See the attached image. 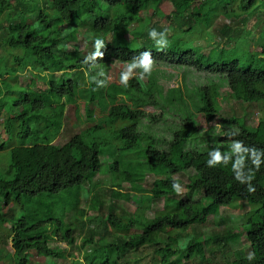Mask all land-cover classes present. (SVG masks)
Instances as JSON below:
<instances>
[{
	"label": "trees",
	"instance_id": "16d2710c",
	"mask_svg": "<svg viewBox=\"0 0 264 264\" xmlns=\"http://www.w3.org/2000/svg\"><path fill=\"white\" fill-rule=\"evenodd\" d=\"M37 1L0 0V86L17 92L9 100L14 103L11 111H18L16 118L9 117L4 124L8 140L14 141L10 150L14 179L0 176V228L10 224L6 238H11L14 251L7 257L13 264H27L31 253L48 259L59 257L48 247L51 234L46 224L55 221L26 209L20 204L21 197L80 190L100 172L101 158L106 153L113 158L110 168L116 188L111 189L112 196L131 199V192L120 191L128 182L132 191L143 192V203L137 213H113L110 208L98 218L101 226H93L87 239L88 243L103 245L93 253L98 255L97 264H138L144 258L138 252L141 246L153 251L158 258L156 264L203 259L204 236L187 240L191 233L198 235L190 232L195 222L240 202L259 204L264 210V119L254 128L247 127L241 118L220 117L218 104L222 85L228 86L237 101L264 104V47L261 52L245 51L241 56L236 49L218 48L214 58L215 51L204 55L178 44L152 51L154 43L140 45L136 36L133 40L125 37L126 28L149 4L155 10L172 2L178 18L193 17L198 23L203 18L189 13V9L200 2L201 12L208 10L211 22L218 7L211 9L212 4L201 0H46L40 7ZM222 1H238L239 12H226L238 18L260 0ZM36 11L37 19L29 23L28 18ZM85 26L89 28L85 39L93 44L95 53L91 58H82L80 49H63L64 42L77 40L79 28ZM153 28L141 27L138 36L147 37ZM54 51L63 56L56 58ZM146 57L150 62L147 65ZM121 63L134 64L136 74L123 78L120 84L109 83V67ZM175 70H183V74H175ZM162 71L173 74L171 78H183L181 87L165 90L163 81L169 82L170 76L160 75ZM26 72L29 75L22 84L18 75ZM57 72L62 76L57 77ZM192 72L204 75L196 79ZM194 83L199 90L191 89ZM77 97L94 106L90 114L105 112L104 117L58 146L54 141L64 131L65 112ZM146 107L158 112L148 113ZM197 111L212 112L210 123L218 117V124L204 131L198 129L193 120ZM6 145L0 143V153ZM221 159L225 167H221ZM191 170L194 174L187 185L189 197L179 201L177 211L169 212L168 199L183 183L176 175ZM147 173L156 177L149 193L142 185ZM163 197L165 209L153 219L146 218L144 212L150 207L147 203ZM80 201L74 206L85 212L80 209ZM81 224L86 227V220ZM240 229L249 242L250 254L232 264H264V215L256 221L249 217ZM108 238L117 244L105 246ZM131 251L136 252L134 256H130ZM177 255L179 259L174 262ZM87 259L86 264H90L91 258Z\"/></svg>",
	"mask_w": 264,
	"mask_h": 264
},
{
	"label": "rangeland",
	"instance_id": "374dc122",
	"mask_svg": "<svg viewBox=\"0 0 264 264\" xmlns=\"http://www.w3.org/2000/svg\"><path fill=\"white\" fill-rule=\"evenodd\" d=\"M46 0H38L37 4L40 7L42 2ZM203 3L212 4L213 8L205 6L206 9H215L212 20L208 18V10H202L200 2H195L189 9V13L194 12L196 16L202 17L198 23L191 17L190 19L178 18L175 13V6L172 2H166L163 5L158 6L154 10L153 4H149L146 8L142 9L138 15L132 20L131 24L125 30V37L128 40H133L136 36L138 44L143 45L152 42L154 46L152 51L162 48H157L168 44L169 47L174 45H180L186 50H191L196 53H202L208 55L209 53L215 54L214 58L218 56V52L215 49H236L235 53L238 56L244 54L245 51L250 53L261 52L264 47V0H260L254 5L248 12L241 13L240 17L234 15L229 17L226 12L235 9L239 12L238 1H232L231 4H226L222 0H201ZM226 4V5H225ZM225 5V6H224ZM38 12H34L30 16L29 23L37 19ZM210 25L207 27V23ZM148 26H154L150 30V34L147 37L138 36L140 28L148 29ZM88 26L79 28V36L77 40H67L64 42V48L66 52L80 49V56L82 58H91L94 56L93 44H88L85 39V33L88 32ZM170 39L171 37H173ZM138 38V39H137ZM147 40V41H145ZM109 41V40H108ZM217 47V48H215ZM134 49V46H130ZM56 58H61L63 53L53 52ZM217 60V59H212ZM159 69H166L168 72L174 70L170 67L158 66ZM183 74V70L178 72ZM125 74L126 76H133L136 74V68L131 63L113 64L109 67L107 73V81L109 83H120V76ZM131 74V75H130ZM160 74V73H159ZM193 76L200 77L204 74L192 72ZM29 72L18 75L19 82L25 84ZM158 75V74H157ZM160 75H169L170 79L163 81V87L165 90L171 87H176L183 82V78H171L174 75L163 72ZM56 76H62V73L57 72ZM192 76V77H193ZM167 79V78H166ZM201 82V81H200ZM191 86L193 91H197L200 88L198 84ZM181 87V85H180ZM4 90H0V143L7 144L0 153V176L6 180L14 179V169H12L11 162V146L14 141H9V136L5 132L4 124L9 117H17L18 111L13 110L11 106L14 103L10 102V96H16V91H10L6 87ZM44 89L45 86H39ZM10 93V94H9ZM197 105L196 102H193ZM219 114L220 117L225 119L230 116L241 118L247 127H256L261 119H264V104L261 102H241L234 99L229 91L227 85H222L219 90ZM93 105L83 98L76 99V103H70L67 112H65V128L61 135L54 141V144L63 146L76 134L82 132L85 129L91 128L98 124V120L103 118V112H92ZM78 109V110H77ZM145 111L148 113L158 112V110L152 107H146ZM185 111H178L182 113ZM174 114V112H173ZM213 116L212 112H195L193 120L198 129L204 131L207 130L210 125L218 124V117L214 118V121L210 123ZM173 123H168L171 126ZM96 136V135H95ZM16 145V143H15ZM102 168L100 172L90 181L84 184V187L73 188L63 194H44L40 197L27 198L21 197L20 204L33 212H40L42 217L55 221L46 224L49 228L48 233L51 234L49 249L55 250L59 253L58 258H43L35 253L29 254V262L27 264H76L80 262L84 264L87 258H91L90 264H97L96 257L93 256L96 247L98 246L96 253L103 247L101 242L88 243L89 230L93 226H101L99 223V217L102 218L104 214L108 213L112 208L113 213L134 214L137 213V208L143 203L140 201V194L143 192L132 191L130 184L125 182L120 191L125 194L131 192L132 198H124L119 196L114 198L112 196L111 189L114 187L113 175L111 173L110 164L113 162V158L110 154H104L102 156ZM221 167H225V160L221 159ZM194 174V171L187 172L185 174L176 175L183 183L180 186L178 192L175 195H171L169 212H175L179 208V201L186 200L188 196L187 185H189V178ZM156 177L147 173L142 185L146 188V193L153 190V181ZM79 211L74 206L79 200ZM166 199L158 198L145 210L144 215L148 219H153L156 214L165 209ZM146 203V201H145ZM19 207V206H18ZM214 209L210 206L209 209ZM6 211V210H5ZM214 213V212H213ZM264 210L259 204L248 205L240 202L236 207H222L219 209L218 214H208L204 221L199 220L195 222L190 228V232H198V235L191 233L188 239L194 237L204 236L206 247L204 248V258H196L187 260L182 258L181 264H232L233 261L242 258L250 254V246L247 238L241 233V225L248 220L249 217H254L256 221L258 217H263ZM62 220L61 223L58 221ZM86 220L87 226L83 228L81 221ZM59 223V224H58ZM103 225V224H102ZM104 228L110 229V226L103 225ZM10 224L4 228H0V264H13L12 259L7 257L8 253L13 254V245L11 238H6L8 235V229ZM229 232H233L234 235H228ZM118 234L119 232H115ZM181 233H177L176 236H180ZM4 238V244L2 242ZM64 238V239H62ZM108 238L105 246H111L117 244V241L110 240ZM218 239V240H216ZM186 242V240H185ZM138 252L143 253L144 258L138 264H156L157 261L153 256V251L147 247L141 246ZM135 251L130 252V256L135 255ZM183 253V252H182ZM179 256L177 255L172 260L177 262ZM133 262V260H132ZM131 264V263H130ZM178 264V263H177Z\"/></svg>",
	"mask_w": 264,
	"mask_h": 264
},
{
	"label": "crops",
	"instance_id": "0c3cea01",
	"mask_svg": "<svg viewBox=\"0 0 264 264\" xmlns=\"http://www.w3.org/2000/svg\"><path fill=\"white\" fill-rule=\"evenodd\" d=\"M177 72H179V71H177V70H175V74H177ZM125 77H127L125 74H122L121 76H120V80L122 81V79L123 78H125ZM121 83V82H120ZM120 83H116V84H120ZM78 98H80V97H78ZM93 108H94V106H93ZM92 108V109H93ZM79 134V133H78ZM102 160V159H101Z\"/></svg>",
	"mask_w": 264,
	"mask_h": 264
},
{
	"label": "clouds",
	"instance_id": "9594fccd",
	"mask_svg": "<svg viewBox=\"0 0 264 264\" xmlns=\"http://www.w3.org/2000/svg\"><path fill=\"white\" fill-rule=\"evenodd\" d=\"M145 65L149 64L150 62L147 60V57L145 58Z\"/></svg>",
	"mask_w": 264,
	"mask_h": 264
}]
</instances>
